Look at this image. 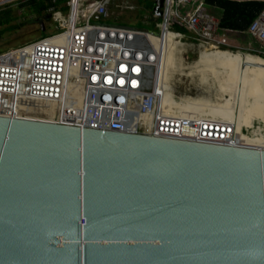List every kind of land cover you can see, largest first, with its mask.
<instances>
[{
  "label": "water",
  "instance_id": "water-1",
  "mask_svg": "<svg viewBox=\"0 0 264 264\" xmlns=\"http://www.w3.org/2000/svg\"><path fill=\"white\" fill-rule=\"evenodd\" d=\"M0 264H264V149L0 116Z\"/></svg>",
  "mask_w": 264,
  "mask_h": 264
},
{
  "label": "built area",
  "instance_id": "built-area-1",
  "mask_svg": "<svg viewBox=\"0 0 264 264\" xmlns=\"http://www.w3.org/2000/svg\"><path fill=\"white\" fill-rule=\"evenodd\" d=\"M18 1L25 0H0V8ZM115 2L68 0L66 13L51 10L54 31L0 51V116L233 145L230 129L247 131L239 82L197 89L162 72L170 49L165 33L187 44L178 23L193 34L190 45L199 52L238 51L219 34V19L204 5L183 15L195 0H163L148 30L109 23ZM120 7L135 8L129 2ZM247 31L263 47L247 50L264 58V8ZM261 123L253 120L255 130Z\"/></svg>",
  "mask_w": 264,
  "mask_h": 264
},
{
  "label": "bare ground",
  "instance_id": "bare-ground-1",
  "mask_svg": "<svg viewBox=\"0 0 264 264\" xmlns=\"http://www.w3.org/2000/svg\"><path fill=\"white\" fill-rule=\"evenodd\" d=\"M164 38L170 47L168 54H164L162 63V72H166L167 80L175 75L185 76L191 80V86L197 89L206 87L205 84L214 83L216 87L218 83L224 88L235 81L239 82L245 97H242V118L247 131H242L240 126L231 128L227 141L233 145L264 149V58L240 50L231 52L213 49L202 56L198 55L192 63H186L181 57L182 48L186 44L179 40V35L170 31L165 33ZM246 97H250L251 102L246 103ZM255 119L263 121L257 125V130L253 126Z\"/></svg>",
  "mask_w": 264,
  "mask_h": 264
},
{
  "label": "trees",
  "instance_id": "trees-1",
  "mask_svg": "<svg viewBox=\"0 0 264 264\" xmlns=\"http://www.w3.org/2000/svg\"><path fill=\"white\" fill-rule=\"evenodd\" d=\"M68 0H25L21 6H26L34 15V21L40 25L41 35H45V28L41 23L45 20L50 21L51 10H61L66 13ZM199 5L207 7L209 12L219 11V34L225 35L234 45L249 46L252 53L262 50V45L254 39L247 31L251 22L257 17L264 8L263 0H195L188 9L182 11L183 15H190ZM212 10V11H210ZM17 18L10 4L0 8V35L6 31L17 28L12 22ZM178 31L186 35L187 41L194 42L193 34L181 23L175 26Z\"/></svg>",
  "mask_w": 264,
  "mask_h": 264
},
{
  "label": "rangeland",
  "instance_id": "rangeland-1",
  "mask_svg": "<svg viewBox=\"0 0 264 264\" xmlns=\"http://www.w3.org/2000/svg\"><path fill=\"white\" fill-rule=\"evenodd\" d=\"M124 2L133 4L135 8L133 10L122 9L120 5ZM20 3L21 2L18 1L10 4L13 12L17 16L12 24L17 26V28L6 31L5 33H3V35H0V51L6 50L11 46H16L25 41L32 40L41 35L40 32L42 30H39L40 25L37 21H34L35 15L31 11H29L26 6H21ZM154 4L155 0H116L115 4L109 8V18L107 19V21L109 23L151 30L153 24L150 23V20H148V18H150L153 13ZM211 13L214 16H217V13L215 11H212ZM41 25L43 26V28H45L46 34L54 31L56 28V23L53 22L52 17L50 21L45 20L41 23ZM190 43L192 42L187 41V44L185 43L186 46L184 45V47L182 48L183 51L181 53V57L186 63H192L198 58V55L202 56L205 54V51L199 52V49L194 45H190ZM234 46L237 48L236 50L249 53V51L245 48H241L237 45ZM173 79L180 80L184 83V85H187L190 88L193 87L191 86V80L189 78H186L185 76L175 75L173 76ZM241 96L244 97L243 93ZM243 101L244 100L242 98V102Z\"/></svg>",
  "mask_w": 264,
  "mask_h": 264
},
{
  "label": "crops",
  "instance_id": "crops-1",
  "mask_svg": "<svg viewBox=\"0 0 264 264\" xmlns=\"http://www.w3.org/2000/svg\"><path fill=\"white\" fill-rule=\"evenodd\" d=\"M215 12L217 13V16H219V14L220 13H218L219 11L218 10H215ZM216 16V17H217ZM218 18V17H217ZM229 40V39H228ZM230 41V40H229ZM232 44H233V42L232 41H230ZM241 48H245V49H247L249 46H246V47H244V46H240Z\"/></svg>",
  "mask_w": 264,
  "mask_h": 264
}]
</instances>
